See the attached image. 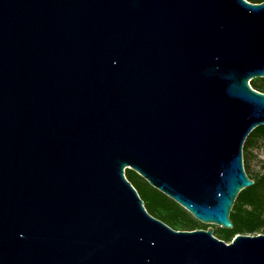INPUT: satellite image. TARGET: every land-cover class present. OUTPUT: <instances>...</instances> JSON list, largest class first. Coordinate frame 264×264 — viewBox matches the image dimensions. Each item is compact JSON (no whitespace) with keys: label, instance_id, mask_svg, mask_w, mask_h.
Here are the masks:
<instances>
[{"label":"water","instance_id":"obj_1","mask_svg":"<svg viewBox=\"0 0 264 264\" xmlns=\"http://www.w3.org/2000/svg\"><path fill=\"white\" fill-rule=\"evenodd\" d=\"M264 2L0 0V264H264L152 217L131 170L232 229L264 125Z\"/></svg>","mask_w":264,"mask_h":264},{"label":"trees","instance_id":"obj_2","mask_svg":"<svg viewBox=\"0 0 264 264\" xmlns=\"http://www.w3.org/2000/svg\"><path fill=\"white\" fill-rule=\"evenodd\" d=\"M246 1L253 4L264 2V0ZM249 85L255 91L264 93V79H254L249 82ZM258 142L264 146V125L254 129L243 145L244 171L254 184L242 190L235 200L229 216L233 225L232 229L217 228L213 231L216 238L226 243H230L237 235L264 234V170L251 175L248 165L249 151ZM125 177L143 201L146 211L173 230L192 232L210 228L193 218L173 200L151 187L135 172L126 170Z\"/></svg>","mask_w":264,"mask_h":264},{"label":"rangeland","instance_id":"obj_3","mask_svg":"<svg viewBox=\"0 0 264 264\" xmlns=\"http://www.w3.org/2000/svg\"><path fill=\"white\" fill-rule=\"evenodd\" d=\"M248 165L251 175L258 174L264 170V146L261 142L256 143L249 151ZM210 228L217 229V226L208 225Z\"/></svg>","mask_w":264,"mask_h":264}]
</instances>
